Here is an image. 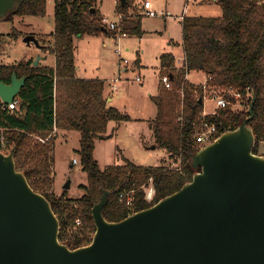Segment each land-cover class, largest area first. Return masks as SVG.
<instances>
[{"label": "trees", "instance_id": "1", "mask_svg": "<svg viewBox=\"0 0 264 264\" xmlns=\"http://www.w3.org/2000/svg\"><path fill=\"white\" fill-rule=\"evenodd\" d=\"M215 2L222 9L221 17L182 18L183 64L178 67L171 53L160 58V73L169 77L171 89L160 83L159 92L153 97L157 116L148 124L156 149H165L170 159L180 161L177 167L140 166L124 159L123 165L102 170L94 156L95 140L114 135L108 134L109 124L129 122L131 118L107 107L105 82L76 77L75 40L86 35L115 37L119 33L141 37L143 16L129 15L131 0L124 6L118 0L117 11L123 16L120 31L103 24L97 0H55L51 53L56 67H35L32 59L0 65V81L5 84L11 83L14 74L27 78L14 100L19 104L16 110L5 109L0 99V131L17 147V169L24 171L31 187L51 202L61 224L60 241L71 249L86 246L93 239L96 225L92 209L101 200V186L110 193L103 209L109 222L122 221L179 191L197 172L192 157L202 148L195 139L200 125H216L219 136L237 129L251 116L253 93L254 118L249 126L256 136L254 153H260L264 144V0ZM46 15L47 0H24L4 20ZM41 46L43 52L48 50L45 44ZM193 72L204 73L206 85L191 82L188 76ZM212 87H232L242 94L244 107L229 106L216 115H205V91ZM56 130L81 134L78 155L88 183L80 185L84 195L78 199L69 197V190H63L61 195L54 190ZM150 186L155 191L152 202L146 200ZM124 191L134 192L133 210L119 202Z\"/></svg>", "mask_w": 264, "mask_h": 264}, {"label": "water", "instance_id": "2", "mask_svg": "<svg viewBox=\"0 0 264 264\" xmlns=\"http://www.w3.org/2000/svg\"><path fill=\"white\" fill-rule=\"evenodd\" d=\"M23 1L0 0V18ZM120 1L124 6L127 0ZM24 42L42 48L33 35ZM26 80L14 74L10 84L0 81L2 102L12 103ZM253 95L250 118L193 155L197 172L179 191L109 222L103 209L110 193L101 186L92 209L96 232L90 244L76 249L60 241L51 202L17 169V147L0 151V264H264V155L254 153L249 126Z\"/></svg>", "mask_w": 264, "mask_h": 264}, {"label": "rangeland", "instance_id": "3", "mask_svg": "<svg viewBox=\"0 0 264 264\" xmlns=\"http://www.w3.org/2000/svg\"><path fill=\"white\" fill-rule=\"evenodd\" d=\"M54 1L47 0V15L44 18L17 16L12 22L0 18V65H13L31 59L35 62L41 58L38 66L42 67L46 64L48 67H54L56 59L51 53L54 46L52 33L55 30ZM131 1L135 9L139 8L141 12L143 11V35L141 37L130 36L129 38L114 40L112 37L104 35H86L75 40V61L76 66L81 71L78 78H94L99 75L107 78L106 80L121 78L116 100L112 106L121 114L133 118L128 123H121L119 131L112 138L96 139L94 156L102 170L111 165H123L124 159L140 166L177 167L180 161L176 162L170 159L165 149L152 150L155 146V138L147 123V120H154L157 116V106L153 101V96L159 92L160 83L164 84L162 82L163 76L160 73L159 57L162 52L172 51L178 56L175 58L177 66L180 67L182 64L179 57L183 54L182 49L168 45V43H177L182 40V19L180 18L183 16L221 17L223 12L221 7L212 0ZM97 5L100 14L104 15L103 18H108L112 22L119 21L120 14L117 11L116 0H97ZM149 5H152L157 13L165 12L168 14L171 12L172 16L149 18L145 13ZM136 14L137 11L133 16L135 17ZM145 31L147 32L146 35ZM29 35L35 36L42 45L45 44L48 47V50L43 52L34 44L28 46L24 39ZM104 43L107 45L104 46ZM112 43L116 44L112 45ZM118 47L121 50V57L129 61L127 72H121L120 57L116 52ZM45 55L48 56L46 62L44 61ZM139 60L143 64L140 68L136 65ZM138 77L144 79L143 82H137L136 78ZM202 78L203 76L200 78L199 75L188 76V79L194 83L206 84ZM100 81L105 82L102 79ZM105 85L106 88H111L110 81H106ZM215 93L214 96H207L208 99L204 103L205 113L211 114L218 110L216 99H214L218 95ZM230 105L235 109L244 107L241 101L233 100ZM115 124V122L109 124V132L112 131ZM80 140L81 134L79 132L58 134L55 143L56 177L54 186L57 195L62 194L63 188L69 180L73 181L72 184H74L72 185L73 188L68 191L69 197L78 199L84 195L80 185L87 184L88 177L87 173L82 170L78 155ZM201 147L203 148V146ZM259 154L264 155V144L261 145ZM74 160L77 161L76 165L73 164ZM173 164L177 165L174 166ZM151 195L153 197L155 195L152 186L146 189V197Z\"/></svg>", "mask_w": 264, "mask_h": 264}, {"label": "built area", "instance_id": "4", "mask_svg": "<svg viewBox=\"0 0 264 264\" xmlns=\"http://www.w3.org/2000/svg\"><path fill=\"white\" fill-rule=\"evenodd\" d=\"M200 1H206V0H200ZM212 1H216V0H212ZM150 7V11L147 12V16L149 17H158V16H166L168 14H166L165 12H161V13H157L152 9V6L149 5ZM123 20V16L120 15L119 21L118 22H112L110 21L108 18H103L102 22L103 24L108 27L110 30L112 31H119L120 30V24ZM122 37H126L127 34L126 33H119ZM116 52L119 54L120 57V65L121 67V72H126L127 70V65L129 64V61L125 58L121 57V50L120 47H118L116 49ZM180 59V58H179ZM184 58L180 61L181 64H183L184 62ZM121 78H118L116 80V83L119 82ZM137 82H142V79L140 77L136 78ZM162 82L164 83V85L166 86L167 89H171V81L169 79L168 76H163L162 77ZM206 85V84H204ZM218 93H215V92ZM214 93L216 95H218L217 97H215L214 99H216V104H217V108L218 110H216L215 112L211 113V114H205V115H216L220 110L222 109H226L227 107L231 106L230 102L231 101H242L243 96L241 93L237 92L236 90H234L232 87L229 88H220V87H212L211 89H206L205 91V100L208 99L207 96L208 95H213ZM212 100V99H211ZM4 104V103H3ZM5 109L9 110V111H13L16 110L19 107V104L17 101H13L10 104H4ZM2 134L0 136V151L4 154H9L10 151L13 148L12 143L4 136L3 134V130L0 131ZM219 130L217 128L216 125L214 124H209V123H203L202 125H200V127L197 129V132L195 134V139H196V143L198 145H201L203 147L208 146L213 144L218 138H219ZM74 164H77V161H74ZM174 166H176L177 164H173ZM155 192V191H154ZM152 197L153 195L146 197V200L148 202H152ZM151 200H148V199ZM154 198V197H153ZM134 192L133 191H124L121 192L119 195V201L122 204H125L128 209H132L134 207ZM78 224H80V221L77 222Z\"/></svg>", "mask_w": 264, "mask_h": 264}, {"label": "crops", "instance_id": "5", "mask_svg": "<svg viewBox=\"0 0 264 264\" xmlns=\"http://www.w3.org/2000/svg\"><path fill=\"white\" fill-rule=\"evenodd\" d=\"M118 3V0H116V4ZM152 6V5H151ZM97 7H98V5H97ZM150 6H148L147 7V11L145 12L146 14H147V12L148 11H150V8H149ZM137 9V8H136ZM135 9V6L133 7V5H132V7H131V9H130V12H129V15H133L134 13H136V11H137V13H140V14H142V12H141V10H139V8L136 10ZM144 9V8H143ZM136 10V11H135ZM151 10H154V8H152ZM143 15V14H142ZM168 15H170V16H172V14H171V12H168ZM104 15H102V17H103ZM147 17H149V16H147ZM184 17V16H183ZM183 17H181L180 19H182ZM146 17L144 16V19H145ZM149 18H152V17H149ZM165 30H166V28H165ZM158 33H161V32H158ZM147 34V32L145 31V35ZM101 35H104V34H101ZM145 35H144V37H145ZM96 36H98V35H96ZM104 36H106V35H104ZM108 37V36H107ZM130 36H126V37H122L120 34H118L117 36H115V37H112L114 40L115 39H119V38H129ZM112 42H113V40H112ZM116 43H112V45H115ZM183 39L181 40V41H179V42H177V43H175V42H171V43H168V45H169V47H174V48H181L182 49V51H183V54L179 57L181 60L184 58V50H183ZM107 44L106 43H104V46H106ZM120 46V45H119ZM47 47V46H46ZM164 53H171V54H173L175 57H177L178 58V56L174 53V52H172V51H165V52H162V54L160 55V57H159V61H160V58H161V56L164 54ZM45 59H44V61L46 62L47 61V59H48V56H46L45 55ZM56 59V58H55ZM136 65L138 66V68H140L143 64H142V62H141V60H139V61H137V63H136ZM42 67H48V65H42ZM54 67H56V62H55V65H54ZM128 71V68H127V70H126V72ZM80 68L77 66V74H76V77L78 78V75L80 74ZM189 75H191V76H197V75H199L200 76V78L203 76V78H202V80L204 81V82H206L207 81V77H206V75L204 74V73H197V72H193V73H191V74H189ZM78 79H82V80H100V79H102V80H104L105 82L106 81H110V86H111V88L110 89H108V88H106L105 87V97H106V99H107V107L108 108H113V104H114V102H115V100H116V94H117V91H118V84L121 82V80L122 79H120L119 80V82H117L116 83V80H117V78H115V79H108V80H106L107 78H103L102 76H97V77H94V78H90V77H88V78H78ZM144 80V79H143ZM143 80H142V82H143ZM191 81V80H190ZM202 81V82H203ZM192 82V81H191ZM141 83V82H140ZM194 83V82H193ZM195 84H197V83H195ZM200 84H204V83H200ZM158 91H159V88H158ZM158 94V93H157ZM154 97V96H153ZM205 114H208V113H205ZM131 118V117H130ZM133 118H131V120H132ZM134 120H137V119H134ZM148 121H150V120H147V123H149ZM123 123H128V122H122V124ZM120 127H121V124H118L117 125V123L115 124V126L113 127V129H112V131L111 132H109L108 131V134H112V133H114V135H116L117 134V132L119 131V129H120ZM150 128V127H149ZM151 130V129H150ZM152 131V130H151ZM67 134V133H69V132H67V131H60V130H56L55 131V136H56V140H57V138H58V134ZM152 135H154L153 134V131H152ZM99 140H103L102 138H99ZM55 143H56V141H55ZM153 150V149H152ZM75 161V160H74ZM74 161H73V164H74ZM76 165V164H75ZM74 185V184H73ZM82 185H87V184H82ZM72 188H73V186H72ZM71 188V189H72ZM70 189V190H71ZM73 198V197H72ZM76 198V197H75ZM80 198V197H79ZM77 199V198H76Z\"/></svg>", "mask_w": 264, "mask_h": 264}]
</instances>
